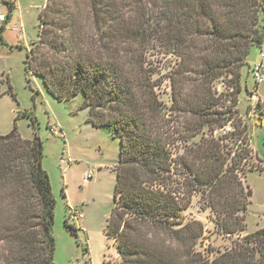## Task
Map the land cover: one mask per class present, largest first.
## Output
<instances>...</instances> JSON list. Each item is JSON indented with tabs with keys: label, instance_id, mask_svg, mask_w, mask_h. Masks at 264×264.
I'll return each instance as SVG.
<instances>
[{
	"label": "trees",
	"instance_id": "16d2710c",
	"mask_svg": "<svg viewBox=\"0 0 264 264\" xmlns=\"http://www.w3.org/2000/svg\"><path fill=\"white\" fill-rule=\"evenodd\" d=\"M37 19L26 70L59 101L81 93L87 122L119 138L105 231L120 260L109 264H264V228L246 233L249 134L236 107L241 69L264 42V0H46ZM151 56L169 58L165 74ZM166 79L170 103L156 91ZM256 109L264 120V100ZM42 157L37 132L0 133L2 264H56ZM196 194L219 232L238 236L211 259L197 248L203 224L185 216Z\"/></svg>",
	"mask_w": 264,
	"mask_h": 264
},
{
	"label": "rangeland",
	"instance_id": "374dc122",
	"mask_svg": "<svg viewBox=\"0 0 264 264\" xmlns=\"http://www.w3.org/2000/svg\"><path fill=\"white\" fill-rule=\"evenodd\" d=\"M7 1L15 4L11 11ZM45 2L0 0V14L6 18L0 22V133L9 132L16 123L22 137L33 138L37 132L42 140V166L48 173L56 201L52 228L54 262L113 263L120 257L113 239L105 231V224L113 206L114 166L119 159V138L113 136L108 128L87 122V109L80 107L81 93L59 101L47 93L39 77L26 70V53L38 38L37 15ZM13 25L20 29L21 39L11 29ZM150 59L159 67L158 76L168 71L169 58L151 56ZM247 61L241 69L243 88L238 94L236 107L238 116L248 126L249 134V155L244 162L245 173H241L242 180L252 190L245 219L248 234L264 228V120L256 109L258 100H264V82L256 85L250 72L254 63L262 61L258 46L251 47ZM215 87L218 92H226L225 78L216 81ZM156 91L160 99L170 103L168 79ZM24 112L35 117V127L30 117L22 115ZM53 125L62 136L51 132ZM85 173L91 175L87 180H84ZM79 214L82 217L75 219ZM185 216L203 224L205 232L197 248L210 259L238 241L237 235L219 232L213 213L203 208V200L198 194L192 197ZM66 220L75 227V234L66 227Z\"/></svg>",
	"mask_w": 264,
	"mask_h": 264
},
{
	"label": "built area",
	"instance_id": "2783aa9c",
	"mask_svg": "<svg viewBox=\"0 0 264 264\" xmlns=\"http://www.w3.org/2000/svg\"><path fill=\"white\" fill-rule=\"evenodd\" d=\"M5 20V16L0 14V22H4ZM11 29L17 32L18 38L21 39L22 35L20 29L16 25L11 26ZM260 55L262 61L256 62L253 66L250 67V72L255 80L256 85L264 82V42L260 48ZM50 130L54 135L62 136V134L57 130L56 126H51ZM90 177V173H85L84 180H87ZM80 217H82L81 214H79L78 217H75V219H78Z\"/></svg>",
	"mask_w": 264,
	"mask_h": 264
},
{
	"label": "crops",
	"instance_id": "0c3cea01",
	"mask_svg": "<svg viewBox=\"0 0 264 264\" xmlns=\"http://www.w3.org/2000/svg\"><path fill=\"white\" fill-rule=\"evenodd\" d=\"M12 2V1H11ZM13 4H14V2H13ZM14 6H15V4H14Z\"/></svg>",
	"mask_w": 264,
	"mask_h": 264
}]
</instances>
